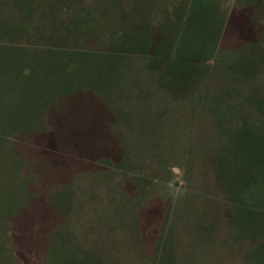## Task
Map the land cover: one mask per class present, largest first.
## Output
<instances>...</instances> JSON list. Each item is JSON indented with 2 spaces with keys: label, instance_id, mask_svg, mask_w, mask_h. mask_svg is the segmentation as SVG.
I'll list each match as a JSON object with an SVG mask.
<instances>
[{
  "label": "rangeland",
  "instance_id": "rangeland-1",
  "mask_svg": "<svg viewBox=\"0 0 264 264\" xmlns=\"http://www.w3.org/2000/svg\"><path fill=\"white\" fill-rule=\"evenodd\" d=\"M0 264H264V0H0Z\"/></svg>",
  "mask_w": 264,
  "mask_h": 264
},
{
  "label": "trees",
  "instance_id": "trees-1",
  "mask_svg": "<svg viewBox=\"0 0 264 264\" xmlns=\"http://www.w3.org/2000/svg\"><path fill=\"white\" fill-rule=\"evenodd\" d=\"M26 75V74H25ZM24 74H22V76H25ZM27 119V118H26Z\"/></svg>",
  "mask_w": 264,
  "mask_h": 264
}]
</instances>
